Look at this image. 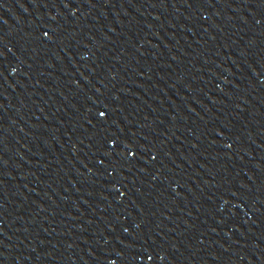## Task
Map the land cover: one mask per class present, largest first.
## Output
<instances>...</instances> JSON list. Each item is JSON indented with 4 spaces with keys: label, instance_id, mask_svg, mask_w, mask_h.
I'll return each mask as SVG.
<instances>
[{
    "label": "water",
    "instance_id": "obj_1",
    "mask_svg": "<svg viewBox=\"0 0 264 264\" xmlns=\"http://www.w3.org/2000/svg\"><path fill=\"white\" fill-rule=\"evenodd\" d=\"M0 264H264V0H0Z\"/></svg>",
    "mask_w": 264,
    "mask_h": 264
},
{
    "label": "snow or ice",
    "instance_id": "obj_2",
    "mask_svg": "<svg viewBox=\"0 0 264 264\" xmlns=\"http://www.w3.org/2000/svg\"><path fill=\"white\" fill-rule=\"evenodd\" d=\"M101 115H103V113H101Z\"/></svg>",
    "mask_w": 264,
    "mask_h": 264
}]
</instances>
